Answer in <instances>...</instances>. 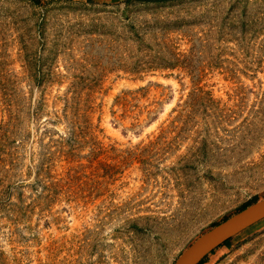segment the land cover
Wrapping results in <instances>:
<instances>
[{"label": "rangeland", "instance_id": "1", "mask_svg": "<svg viewBox=\"0 0 264 264\" xmlns=\"http://www.w3.org/2000/svg\"><path fill=\"white\" fill-rule=\"evenodd\" d=\"M261 201L264 0H0V264H177Z\"/></svg>", "mask_w": 264, "mask_h": 264}, {"label": "water", "instance_id": "2", "mask_svg": "<svg viewBox=\"0 0 264 264\" xmlns=\"http://www.w3.org/2000/svg\"><path fill=\"white\" fill-rule=\"evenodd\" d=\"M263 219L264 201H261L204 234L181 255L177 264H198L213 247L226 242Z\"/></svg>", "mask_w": 264, "mask_h": 264}, {"label": "trees", "instance_id": "3", "mask_svg": "<svg viewBox=\"0 0 264 264\" xmlns=\"http://www.w3.org/2000/svg\"><path fill=\"white\" fill-rule=\"evenodd\" d=\"M240 234H241V233H240ZM240 234H238L237 236H235V237H233V238L227 240L226 242H224L223 245H224V246H229V245L231 244V242H233V241H235L236 239H238V237H239Z\"/></svg>", "mask_w": 264, "mask_h": 264}]
</instances>
